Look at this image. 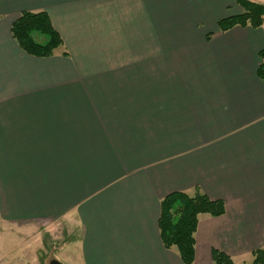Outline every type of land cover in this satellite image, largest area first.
<instances>
[{"label":"crops","instance_id":"obj_1","mask_svg":"<svg viewBox=\"0 0 264 264\" xmlns=\"http://www.w3.org/2000/svg\"><path fill=\"white\" fill-rule=\"evenodd\" d=\"M46 12L50 58L11 33ZM233 0H0V220L59 225L64 264H184L161 240V201L202 192L193 264L264 250L260 28L219 29ZM66 53V54H65ZM63 264V263H62Z\"/></svg>","mask_w":264,"mask_h":264},{"label":"trees","instance_id":"obj_2","mask_svg":"<svg viewBox=\"0 0 264 264\" xmlns=\"http://www.w3.org/2000/svg\"><path fill=\"white\" fill-rule=\"evenodd\" d=\"M242 9V13L219 21L221 31L236 26L260 28L264 22V3L251 0H233ZM264 1V0H256ZM13 38L21 49L37 58H50L63 46L60 33L53 26L46 12H22L11 27ZM66 54V53H65ZM260 65L257 75L264 80V48L259 53ZM225 206L222 201L211 200L197 191L193 196L175 192L161 201L159 229L163 245L167 249L175 248L184 264L195 261L196 232L200 215L222 216ZM213 264H235L230 256L222 252L213 253ZM251 264H264V250L254 253Z\"/></svg>","mask_w":264,"mask_h":264},{"label":"rangeland","instance_id":"obj_3","mask_svg":"<svg viewBox=\"0 0 264 264\" xmlns=\"http://www.w3.org/2000/svg\"><path fill=\"white\" fill-rule=\"evenodd\" d=\"M68 233L56 224L48 229L41 228L35 231L34 236H29L22 229L0 220V264H51L59 258L60 244L67 240L63 236Z\"/></svg>","mask_w":264,"mask_h":264},{"label":"water","instance_id":"obj_4","mask_svg":"<svg viewBox=\"0 0 264 264\" xmlns=\"http://www.w3.org/2000/svg\"><path fill=\"white\" fill-rule=\"evenodd\" d=\"M51 264H62L60 261H58L57 259H55V260H53L52 262H51Z\"/></svg>","mask_w":264,"mask_h":264}]
</instances>
